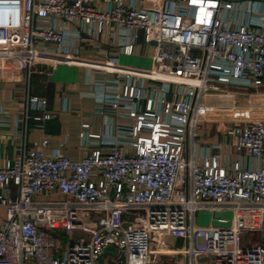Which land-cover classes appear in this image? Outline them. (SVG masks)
Listing matches in <instances>:
<instances>
[{"label":"built area","instance_id":"built-area-1","mask_svg":"<svg viewBox=\"0 0 264 264\" xmlns=\"http://www.w3.org/2000/svg\"><path fill=\"white\" fill-rule=\"evenodd\" d=\"M139 42L154 43L151 67L119 65ZM0 60L18 62L27 82L38 63L99 70V112L115 115L111 132L91 133L88 123L79 132L108 151L70 159L46 151V137L27 141L52 115L26 92L18 155L0 161V264H155L167 237L185 241L177 264H264L262 2L0 0ZM209 93L232 102L216 125L242 158L196 144ZM125 210L135 211L129 226ZM223 210L228 225L215 215ZM200 211L212 213L208 225L197 223ZM57 227L87 238L61 249ZM256 229L263 238L244 242Z\"/></svg>","mask_w":264,"mask_h":264},{"label":"crops","instance_id":"crops-1","mask_svg":"<svg viewBox=\"0 0 264 264\" xmlns=\"http://www.w3.org/2000/svg\"><path fill=\"white\" fill-rule=\"evenodd\" d=\"M125 1L130 2L131 0ZM140 1L159 4L162 0H136L137 3ZM257 1L264 4V0ZM109 7V4L104 5V8ZM149 46H151V43L144 48L143 43L139 42L132 55H119L116 62L123 66L149 68L152 65L151 57L149 66L143 63V59L147 58ZM82 57L88 61H98L88 51H84ZM86 66L85 64L61 62L55 68H48V73L31 74L27 82L26 73L18 62L0 60V161L13 159L18 155L19 140L16 135H20L23 128H16L15 116L21 112L26 92L45 99L46 109L52 115L50 119L44 122L42 130L32 128L27 130V141L46 137L48 139L46 151L59 149L63 155L70 159H80L86 152L99 146L103 147L104 152L110 149L109 144H96L94 141L86 144V141L79 137L82 123L89 124L87 129L89 132L103 134L106 131H112V126L109 127V124H112L115 118V115L107 109L104 113L99 112L100 105L97 102L92 81L100 71L96 69L89 70ZM207 108V113L199 129L201 138L197 140L199 136L196 137V144L198 146H219L218 151L228 153L230 160L242 158V154L236 152L231 145L230 137L221 128H217L216 123L219 114L210 111L213 108L209 104ZM117 117L122 118L125 116L118 115ZM99 139L105 140L107 138ZM215 151L217 152V150H212V152ZM35 199L42 200L43 197L37 195ZM49 199L62 200L66 197L54 193L49 196ZM1 216L4 217V207L2 206H0V221L3 219ZM255 232L259 234L260 240V229H256ZM165 240L168 243L176 241L172 237H167ZM167 248L170 247L167 246Z\"/></svg>","mask_w":264,"mask_h":264},{"label":"rangeland","instance_id":"rangeland-1","mask_svg":"<svg viewBox=\"0 0 264 264\" xmlns=\"http://www.w3.org/2000/svg\"><path fill=\"white\" fill-rule=\"evenodd\" d=\"M143 47L146 48L147 44H143ZM153 47H154V43H151V46H149V50L147 51V58L143 59V63L146 66L150 65V57L153 53ZM48 70L49 69L46 67L45 63H38L37 71L31 74L43 73ZM247 91L252 95L255 90L251 88V89H248ZM207 102L209 106L213 108L210 111H215L217 113H220L226 109H230L231 107L230 105H232V102L226 101L224 98H219L212 93H209L208 97L206 98V104ZM199 135H200V132L198 133L197 136ZM200 138L201 137L199 136L197 140H200ZM134 213L135 211H131V210L124 211L123 213V225L124 226H129L130 224L133 223L132 220L134 219ZM97 215L98 214L92 213L91 216L89 217L85 216L84 218L87 221H95ZM215 215L228 220V222L224 223V225H228L232 217V213L229 210L218 211ZM1 217L3 218V216ZM211 218H212L211 212L200 211L197 215V223L201 225H208L211 222ZM54 234L60 241L61 249L67 248L69 245L79 241L80 239L87 238V233L83 231H80V230L66 231L64 229H61V227L54 228ZM260 237L263 238L262 235ZM247 239H251L252 241H259V234H257V232H252V234H249V235L247 234L244 237L243 241L245 242ZM184 244H185V241L180 238L176 239L175 242L170 241L169 243L166 242L165 240L164 246L160 249L155 264H163V263L164 264H177L179 261V258L183 257L182 254H180V251L182 250V247ZM167 246H169L171 249L167 248ZM103 264H113V262L105 261Z\"/></svg>","mask_w":264,"mask_h":264},{"label":"water","instance_id":"water-1","mask_svg":"<svg viewBox=\"0 0 264 264\" xmlns=\"http://www.w3.org/2000/svg\"><path fill=\"white\" fill-rule=\"evenodd\" d=\"M110 251L112 253H115V249L112 246H107L104 248L103 253Z\"/></svg>","mask_w":264,"mask_h":264}]
</instances>
